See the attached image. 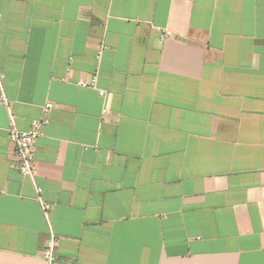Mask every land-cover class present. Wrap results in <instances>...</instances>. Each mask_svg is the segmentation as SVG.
<instances>
[{"label":"crops","instance_id":"crops-1","mask_svg":"<svg viewBox=\"0 0 264 264\" xmlns=\"http://www.w3.org/2000/svg\"><path fill=\"white\" fill-rule=\"evenodd\" d=\"M0 15L15 124L52 104L33 180L0 104V264H264V0H0Z\"/></svg>","mask_w":264,"mask_h":264},{"label":"built area","instance_id":"built-area-1","mask_svg":"<svg viewBox=\"0 0 264 264\" xmlns=\"http://www.w3.org/2000/svg\"><path fill=\"white\" fill-rule=\"evenodd\" d=\"M0 15V22H1ZM160 39L165 40L171 36L172 32L167 28H159ZM103 48L97 51V59L101 58ZM5 74L0 69V104L4 105L10 114V123L8 127V138L11 142L13 154L15 157V167L24 176L30 177L33 180L35 172L34 163V143L36 139L42 133V127L48 122L46 113L52 109V104L47 103L44 106V115L39 119L31 121L27 129H19L13 120V116L10 110V104L4 89ZM98 82V73H93L89 79L81 78L77 81V84L81 87L96 88ZM102 97L105 96L103 91L99 92ZM37 198L42 203V208L46 213L49 209V205L45 203L41 198V188L36 186ZM56 244V237L51 235L49 241L46 243L42 256L51 263L54 260V250Z\"/></svg>","mask_w":264,"mask_h":264}]
</instances>
